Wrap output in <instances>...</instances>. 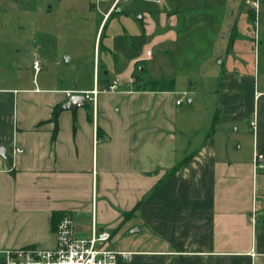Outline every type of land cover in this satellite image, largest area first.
Returning a JSON list of instances; mask_svg holds the SVG:
<instances>
[{
	"label": "crops",
	"instance_id": "obj_1",
	"mask_svg": "<svg viewBox=\"0 0 264 264\" xmlns=\"http://www.w3.org/2000/svg\"><path fill=\"white\" fill-rule=\"evenodd\" d=\"M127 1V8L119 2L118 13L134 14L139 32L115 40L122 36L127 46L136 35L146 40L133 57L115 41L126 58L115 63L113 78L107 67L101 77L94 62L90 84L0 86V146L6 147L0 155V250L54 247L58 213L73 217L79 236H89L94 224L108 230L109 246L130 252L117 264H264V168L254 166L255 152H264V17L252 62L238 35L245 11L254 21L250 4L193 8V73L214 115L209 133L191 148L175 78L163 69L161 75L143 73L156 68L157 51L166 57L190 37V19L169 1L146 0L163 5L139 9L137 0ZM117 78L119 90L98 95L96 123L92 101L60 109L71 96L67 90L106 87ZM172 79V88L161 87ZM232 137L237 144H230ZM246 138L250 147L242 151ZM13 142L24 151L13 155Z\"/></svg>",
	"mask_w": 264,
	"mask_h": 264
},
{
	"label": "rangeland",
	"instance_id": "obj_2",
	"mask_svg": "<svg viewBox=\"0 0 264 264\" xmlns=\"http://www.w3.org/2000/svg\"><path fill=\"white\" fill-rule=\"evenodd\" d=\"M115 1L113 0L111 5V0H108L93 6L92 0H0V86L33 84L35 81H39L41 85L58 87L90 84L93 82L94 62L101 66V77L104 76L103 70L107 67L110 77L113 78L115 63L120 58H126L114 46L115 36L126 34L129 37L139 32L140 27L134 14L128 16L125 13H118L121 0L117 1L111 16L107 17L100 26L104 12L109 5L110 9ZM164 1H169L167 5L175 3L184 12V20L190 19L188 30L190 37H186L184 43H180L172 54L166 57L157 51V60L154 62L157 63L156 68L148 69L143 73L146 77L153 71L154 75H161L163 69L175 78V89L179 93L178 96H182L183 101L181 116L186 122L185 141L194 148L199 144L200 138L204 139L209 133L211 116L214 112L207 106H210L209 98L206 94H202V87L198 85L197 80L195 81L197 77L193 73L191 41L193 8L200 3L209 2L212 6L225 9L226 3L232 0ZM245 1L253 9L254 21L245 11L238 20V35L243 36V41L248 43V52L253 62L254 55L258 58L259 42L263 38L261 21L264 17V4H261L262 8L256 13L251 5L253 0ZM129 2L122 0L121 3L127 8ZM139 5L154 8L163 4L137 0L135 7L139 9ZM66 56L71 57L70 61L65 60ZM35 58H39L40 61L38 70L33 65ZM165 58L168 60L166 66ZM143 63L146 64V61ZM184 91L186 94H183ZM190 99L193 101L190 102ZM231 133L233 137L241 134V132ZM233 137L230 138L231 145L237 144ZM242 143V151L248 150L250 140L246 138Z\"/></svg>",
	"mask_w": 264,
	"mask_h": 264
},
{
	"label": "built area",
	"instance_id": "obj_3",
	"mask_svg": "<svg viewBox=\"0 0 264 264\" xmlns=\"http://www.w3.org/2000/svg\"><path fill=\"white\" fill-rule=\"evenodd\" d=\"M95 6H98L105 0H92ZM104 12L105 19L111 14L116 3ZM256 13H258L260 0L251 1ZM33 65L36 70L40 68L39 58L33 60ZM119 90V79H115L106 87H100L97 83L94 88L88 91L81 92L86 99L92 101L94 109L96 108L98 95L101 91ZM70 96L76 91H66ZM186 94V92H183ZM182 96L176 102L181 103ZM94 121L96 123V109L93 113ZM255 128V120L251 122ZM24 148L13 142L12 153L16 155L22 153ZM255 169L264 168V152H255ZM254 220V218H253ZM56 245L52 248H44L38 245H25L6 247L0 250L2 259L0 264H117L120 259H128L129 251L115 249L109 246L111 233L102 228L98 229L96 224L93 225L92 233L89 236H79L74 231V221L70 214H64L55 228Z\"/></svg>",
	"mask_w": 264,
	"mask_h": 264
},
{
	"label": "trees",
	"instance_id": "obj_4",
	"mask_svg": "<svg viewBox=\"0 0 264 264\" xmlns=\"http://www.w3.org/2000/svg\"><path fill=\"white\" fill-rule=\"evenodd\" d=\"M145 40H146L145 35H136V36H134V39H133V43H132V45H131V46H130V45L127 46V45L125 44L124 38L121 36V37H117V38H116V44H117L119 47H121L123 50H125L126 53H127L130 57H133V56L137 55V53L139 52V49L141 48V46H142V44L145 42ZM132 49H134L135 52H132ZM173 81H174L173 79L170 80V82H168V84H167L166 86L162 83V84H161V87H169V88H172V82H173ZM153 84H154V86H156V85H158V82H157V81H154ZM108 85H109V84H108ZM108 85H107V86H108ZM58 112H59V105L56 106V108H55L54 111H53V115H52V116H53V119H56V117H57V115H58ZM188 159H189V156H187V157L185 158L184 161H182L181 163L177 164V165L174 167L173 171L176 170V169H177L182 163H185L186 161H188ZM173 171H171L170 174H171ZM138 206H139V204H137V205H136L131 211H127V212H125V213H124V216H125V217L130 216V215L132 214V212H134V211L138 208ZM62 216H63V215L58 214V213H55V214H54V216H53V224H54L55 228H56L57 223L59 222V220L61 219Z\"/></svg>",
	"mask_w": 264,
	"mask_h": 264
},
{
	"label": "water",
	"instance_id": "obj_5",
	"mask_svg": "<svg viewBox=\"0 0 264 264\" xmlns=\"http://www.w3.org/2000/svg\"><path fill=\"white\" fill-rule=\"evenodd\" d=\"M141 18V16H140ZM69 56H66L65 60L68 62ZM87 104V99L82 93L72 94L63 104H61L60 109H77L80 106H85ZM6 147L0 146V155H5Z\"/></svg>",
	"mask_w": 264,
	"mask_h": 264
}]
</instances>
